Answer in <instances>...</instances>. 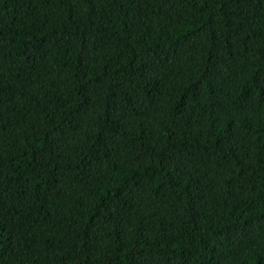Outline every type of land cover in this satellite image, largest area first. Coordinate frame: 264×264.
Returning <instances> with one entry per match:
<instances>
[{
  "label": "trees",
  "instance_id": "1",
  "mask_svg": "<svg viewBox=\"0 0 264 264\" xmlns=\"http://www.w3.org/2000/svg\"><path fill=\"white\" fill-rule=\"evenodd\" d=\"M0 264H264V0H0Z\"/></svg>",
  "mask_w": 264,
  "mask_h": 264
}]
</instances>
